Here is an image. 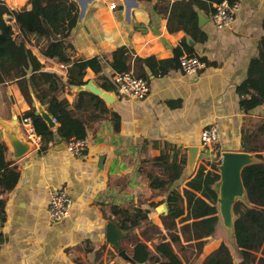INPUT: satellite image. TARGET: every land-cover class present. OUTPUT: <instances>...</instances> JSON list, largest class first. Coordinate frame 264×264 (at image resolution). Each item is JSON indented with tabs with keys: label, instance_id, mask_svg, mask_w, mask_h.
Masks as SVG:
<instances>
[{
	"label": "crops",
	"instance_id": "crops-1",
	"mask_svg": "<svg viewBox=\"0 0 264 264\" xmlns=\"http://www.w3.org/2000/svg\"><path fill=\"white\" fill-rule=\"evenodd\" d=\"M159 1H94L82 24L69 37L76 49L72 62L110 58L118 48L127 47L135 74L137 58L170 60L174 50L186 40L193 48V56L207 62V69L188 75L179 67L164 75L152 74L145 66L150 94L145 100L136 101L117 94L112 69L106 63L102 75L109 79L116 96L112 106L106 105L121 118L119 132L114 130L110 119L92 124L87 132L88 147L81 158L69 154L64 142L60 146L50 144L45 153L32 150L19 160H13L8 149L7 160L18 168L20 178L5 197L0 264H132L120 258L118 251L106 241L107 225L113 222L118 226L114 208L127 210L131 215L140 209L149 210L152 223L163 230L165 242H169L162 222L168 213L164 203L167 195L152 190L148 179L152 170L161 173L144 163L164 153L170 161L180 162L187 156V147L201 146L205 128L218 126L222 138L220 149L210 158L202 153L193 175L187 177L185 167L172 187L171 190L183 195L187 183L201 167L214 171L212 165H216L219 155L222 158L225 152H243V133L253 131L264 121V104L245 112L237 91L247 79L250 61L258 55L259 43L264 38V0H238L235 20L223 30L214 26L212 14L199 11L198 17L203 15L209 20L205 26H199L207 35L204 43L195 42L182 31L170 33L167 17L154 11ZM166 1L173 4L180 0ZM6 4L11 10L31 8L29 0H6ZM111 5H116V9H110ZM4 18L15 29L14 19ZM31 49L44 65L43 71L67 80L65 67L42 56L35 46ZM84 81H92L101 89L105 83L90 69ZM77 94V87H68L62 97L73 104ZM34 104L37 110V103ZM29 110L16 85L6 88L0 85L2 133L1 123L10 122L16 113L18 131L25 134L21 119ZM2 112H7L8 117ZM64 186L70 192L71 214L62 221L52 222L50 193ZM184 207L187 209L186 201ZM135 234L140 236L138 230ZM146 243L152 248L159 238ZM222 243L219 237H210L192 264H202ZM121 246L132 257L134 247L128 235L122 239Z\"/></svg>",
	"mask_w": 264,
	"mask_h": 264
},
{
	"label": "trees",
	"instance_id": "trees-1",
	"mask_svg": "<svg viewBox=\"0 0 264 264\" xmlns=\"http://www.w3.org/2000/svg\"><path fill=\"white\" fill-rule=\"evenodd\" d=\"M223 1L231 4L238 2L180 0L171 4L160 0L154 6V11L167 17L170 33L182 31L195 42L204 43L207 35L199 27L198 13L203 11L213 14L214 5ZM29 4L30 9L11 10L6 0H0V85L4 88L16 85L29 105L30 110L24 117L32 120L37 135L41 137L42 147L39 152L48 151L56 135L66 144L86 140L88 128L103 120L110 119L114 130L119 132L120 116L101 98L81 92L71 104L62 95L68 87L84 86L88 69L101 76L105 82L102 85L104 90L114 92L109 79L102 75L104 65L109 64L113 76L132 71L129 49L120 47L110 58L94 57L72 62L76 49L69 42V37L78 22V4L74 0H29ZM5 16L14 19L15 29L5 20ZM34 46L42 56L66 68V81L55 73L43 71L44 65L31 49ZM258 50V55L250 61L247 79L237 88L241 99L240 107L245 112L264 104V38L259 43ZM184 52L194 55L193 48L186 40L174 50V57L170 60L137 58L135 65L138 69L135 70V75L146 79L145 66L152 74L165 75L172 69H178ZM34 99L56 119V128H50L37 113ZM242 148L244 153L255 155L260 162L246 167L242 173L250 207L241 202L234 207L238 260L232 249L222 243L202 264H264V121L253 131L243 133ZM7 151V145L0 141V226L6 220L5 197L14 190L20 178L18 168L7 160ZM144 164L161 173L152 170L148 179L152 190L167 195L164 203L167 204L168 213L162 217V222L169 242H165L163 230L152 223L149 210L140 209L131 215L127 210L114 208L119 228L130 233L128 239L134 247L132 259L135 264H192L202 253L207 240L214 236L218 224L217 194L213 187L220 179L217 169L220 162L212 165L214 171H206L201 167L187 183L188 189L184 190L183 195L176 189H171L184 173L187 156L177 162L170 161L164 153ZM185 201L187 209L184 207ZM179 224L183 225L179 227ZM136 230L140 236L135 234ZM156 237L159 238V243L150 248L146 242L153 241Z\"/></svg>",
	"mask_w": 264,
	"mask_h": 264
},
{
	"label": "water",
	"instance_id": "water-1",
	"mask_svg": "<svg viewBox=\"0 0 264 264\" xmlns=\"http://www.w3.org/2000/svg\"><path fill=\"white\" fill-rule=\"evenodd\" d=\"M80 6V13L77 25H81L90 5L96 0H74ZM138 1V0H134ZM203 15H199V26L203 27L208 23ZM77 92H88L101 98L108 106H112L116 102V96L113 92H108L93 84L92 81L87 82L82 87H77ZM37 103V113L43 118L46 124L54 129L57 123L54 122L53 117L45 110V108L34 99ZM10 122H2L1 128L3 130V140L10 149L13 160H19L25 157L35 147L27 139L26 135H20L18 129L20 123L18 115L13 114ZM54 143L58 146L63 144V141L58 135L55 136ZM65 146L67 145L64 142ZM187 166L186 174L190 177L195 172L199 159L201 157L203 147L193 146L187 147ZM260 160L255 155L244 152H225L222 154L220 164L217 166L220 179L214 184V191L217 194V211H218V224L219 229L224 227L227 232L232 236V244L237 249L235 242V220L234 207L237 203L241 202L250 207L247 191L245 189L242 173L246 167L259 163ZM216 226L215 236L219 234ZM128 235L127 232L120 229L115 223L111 222L106 228V241L107 243L118 251V256L123 260L135 264L132 257H130L125 250L121 247V241ZM235 243V245H234Z\"/></svg>",
	"mask_w": 264,
	"mask_h": 264
},
{
	"label": "built area",
	"instance_id": "built-area-1",
	"mask_svg": "<svg viewBox=\"0 0 264 264\" xmlns=\"http://www.w3.org/2000/svg\"><path fill=\"white\" fill-rule=\"evenodd\" d=\"M215 10L212 14V22L217 29L223 30L231 26L235 20V16L239 11V4H231L228 1H223L214 6ZM110 9H116V5H111ZM208 64L202 61L197 56L183 55L180 58V68L185 74L200 73L207 69ZM117 94L120 97L142 101L150 94L148 82L138 77L133 71L117 73L112 77ZM56 122V119H54ZM57 123V122H56ZM21 125L25 131L27 139L35 147V150H40L42 147L41 137L37 135L32 120L28 117H22ZM221 132L218 126L211 125L205 128L201 133V146L203 154L206 158H210L211 154L215 155L220 149ZM3 140L2 132L0 131V141ZM88 147L87 140H75L66 145V149L72 156L81 158L84 156ZM71 196L68 187L64 186L50 193L49 200V216L52 222H59L68 218L71 214Z\"/></svg>",
	"mask_w": 264,
	"mask_h": 264
},
{
	"label": "rangeland",
	"instance_id": "rangeland-1",
	"mask_svg": "<svg viewBox=\"0 0 264 264\" xmlns=\"http://www.w3.org/2000/svg\"><path fill=\"white\" fill-rule=\"evenodd\" d=\"M82 87V86H81ZM3 114H7V112H2ZM6 117H8V114L6 115ZM217 159H218V162H220L221 161V156L219 155L218 157H217ZM217 162V163H218ZM216 163V164H217ZM219 165V164H218ZM217 230H218V232H219V234L217 235V236H215V237H219L222 241H223V243H226L231 249H232V252H233V254H234V256L237 258V260H238V249H236V247H234L233 246V244H232V236L227 232V230L224 228V227H222L221 226V230L219 229V225L217 226ZM160 238H162V236H160ZM234 245H235V243H234ZM236 246V245H235ZM122 247V246H121Z\"/></svg>",
	"mask_w": 264,
	"mask_h": 264
}]
</instances>
